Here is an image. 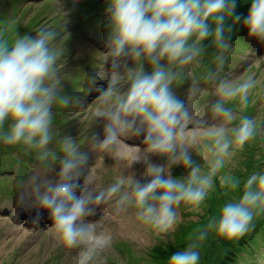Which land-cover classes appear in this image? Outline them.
<instances>
[{
    "label": "clouds",
    "instance_id": "clouds-1",
    "mask_svg": "<svg viewBox=\"0 0 264 264\" xmlns=\"http://www.w3.org/2000/svg\"><path fill=\"white\" fill-rule=\"evenodd\" d=\"M236 0H107L105 9L106 52L101 53L100 66L108 65L101 76L90 78L91 87L99 93L90 108L93 120L105 121L103 139L93 133L92 148L112 152L122 137L143 136V149H138L132 163L146 165L151 179L141 184L132 181L130 191L122 194L126 179L121 178L106 189L93 191V182L85 176L89 155L80 150L70 135L58 139L59 152L48 146L55 138L53 109L83 108L80 95L63 91L61 59L63 49L56 42L59 33L42 27L35 35L25 34L10 41L11 21H0V144L17 148L40 162H59L55 180L32 175L22 182L19 208L36 209L30 217L39 225L49 213L52 225L47 232L53 246L78 249L72 264H107L103 254L111 246L112 237L96 222H86L101 204L112 205L114 212L136 209V219L156 234L169 232L177 222L181 205L199 208L213 189L216 178L229 192L241 190L239 196L227 200L219 214L208 218L197 228L187 246L171 254L168 264H200L205 241L215 238L237 245L253 233L257 221L264 218V169L246 178L224 173L226 162L253 141L258 133L257 120L247 113L250 96L259 83L255 74L229 79L222 76L233 48L231 35L242 16L236 13ZM243 24L249 37L264 42V0H251ZM206 41L215 49L212 62L202 76L193 78L186 71L199 64L206 54ZM129 61L133 66H129ZM264 63L260 57L255 64ZM145 64L151 71H147ZM107 79V88L97 86ZM192 79L187 101L174 88ZM205 84L215 83L219 99L211 105L213 119L221 121L204 127L194 120L190 105L204 95ZM124 85H127L126 89ZM238 102V107L227 105ZM240 113L237 121V113ZM193 125V127H189ZM203 130L211 141L207 169L195 164L189 149L190 133ZM150 155L167 157V164L149 162ZM190 169L186 178L171 175L173 165Z\"/></svg>",
    "mask_w": 264,
    "mask_h": 264
},
{
    "label": "rangeland",
    "instance_id": "rangeland-1",
    "mask_svg": "<svg viewBox=\"0 0 264 264\" xmlns=\"http://www.w3.org/2000/svg\"><path fill=\"white\" fill-rule=\"evenodd\" d=\"M236 4V13L242 16V20L233 29L230 40L233 48L228 53V64L221 75L235 79L245 73L255 74L259 83L250 96L251 106L246 114L256 118L258 133L242 151L236 152L226 162L222 172H230L243 180L253 171L264 169V63L259 66L255 64L260 57H264V42L249 37L248 29L243 24V17L247 16L251 7V0H236ZM106 7L107 0H0V21L12 22L10 41L17 35L34 36L40 28L55 23L63 36L56 42L64 53L60 61L63 91L70 96L83 93L81 97L84 98L86 91L81 88L86 87L89 74L96 71L93 68L100 69L98 66L102 59L101 53L107 51L104 43L107 35ZM57 15L62 16L63 20H55ZM66 36L74 39L72 45L65 39ZM72 47L75 49L69 53ZM214 51L211 41H206V54L203 59L199 64L186 69L191 77L197 78L209 68L215 69L212 62ZM71 58L73 59L70 60ZM86 63L87 66L81 68ZM129 66H133L132 61H129ZM103 68H107V65ZM145 68L151 71L149 65L145 64ZM191 83L190 78L174 88L180 99L187 101ZM103 86L107 87V81H104ZM126 87L124 85L125 89ZM200 87L205 90L204 95L190 105L194 120L204 121V127L220 124L221 121L213 119L210 112L211 105L219 99L215 95V83L201 82ZM87 97L89 100L83 108L53 109L55 138L48 147L59 152L60 137L70 135L75 139L80 150L89 155L81 183L90 175L93 182L89 187L93 191L106 189L121 178H125L127 182L120 194L131 190L132 181H139L141 184L148 182L151 177L146 174L147 166L132 163L135 153L131 154L132 160L122 164L116 153L119 146L112 152L93 150L91 137L93 133H98L99 139H103L105 121L102 118L93 120L90 108L97 96L88 94ZM227 106L235 109L238 102ZM239 115L238 112L237 121L229 127L235 126ZM88 127L91 131L87 130ZM85 133L86 136L82 137ZM189 135L193 144L189 149L190 155L195 164L206 170L210 158L206 145L211 141L204 136L202 129ZM130 147L138 150L145 145ZM149 162L167 164V157L150 155ZM58 171V161L49 159L42 163L35 159L34 154L27 155L17 148L0 144V264H72V256L78 249L69 252L67 249L56 248L47 232L48 227L41 233L27 231L24 226L33 225L31 221L16 219L20 211L18 198L22 182L32 175L55 180ZM189 171L182 164L173 165L170 169L171 175L177 179L186 178ZM240 191L232 193L221 187L218 176L213 189L200 207L188 210L181 205L177 222L169 232L162 234H156L150 227L140 223L136 219V209L132 207L120 214L114 212L112 205L120 194L110 204H101L96 208L98 219L93 216L85 219L86 222H96L112 237L111 246L101 257L102 260L107 258V264H168L171 254L185 248L194 231L206 224L209 217L218 215L223 204L234 196H239ZM48 220L50 221H43ZM200 251V264H264V218L259 219L255 231L242 238L237 245L210 238L204 242Z\"/></svg>",
    "mask_w": 264,
    "mask_h": 264
},
{
    "label": "bare ground",
    "instance_id": "bare-ground-1",
    "mask_svg": "<svg viewBox=\"0 0 264 264\" xmlns=\"http://www.w3.org/2000/svg\"><path fill=\"white\" fill-rule=\"evenodd\" d=\"M127 146V147H126ZM135 148H131L130 146L128 145H123V143H121L119 145V148L118 150H116V153L118 155V158L120 159V163L123 164V162L125 163L126 161H130L132 160V156L131 154H134L136 153L137 150H134ZM116 159V163L118 165V161H117V158L115 157Z\"/></svg>",
    "mask_w": 264,
    "mask_h": 264
}]
</instances>
